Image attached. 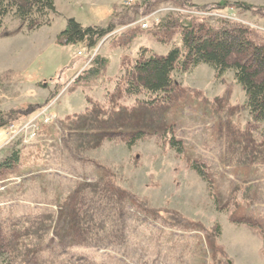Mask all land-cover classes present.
Here are the masks:
<instances>
[{"label":"rangeland","instance_id":"obj_1","mask_svg":"<svg viewBox=\"0 0 264 264\" xmlns=\"http://www.w3.org/2000/svg\"><path fill=\"white\" fill-rule=\"evenodd\" d=\"M104 1L56 0L59 15L34 33H24L12 13L3 19L0 116L22 115L20 126L52 97L53 117L14 140L8 124L0 128V160L21 151L18 165L0 176V264H264V121L249 118L231 72L217 79L206 65L175 72L157 95L122 93L144 47L161 55L181 43L179 28L149 22V33L141 19L178 6L132 0L113 15ZM226 1L198 13L214 26L223 18L254 25L261 35L251 37L264 42V0ZM71 17L115 25L99 51L109 60L104 76L89 85L71 80L79 51L49 41ZM135 136L141 139L129 147ZM72 202L83 237L69 244L56 231L72 227Z\"/></svg>","mask_w":264,"mask_h":264},{"label":"trees","instance_id":"obj_2","mask_svg":"<svg viewBox=\"0 0 264 264\" xmlns=\"http://www.w3.org/2000/svg\"><path fill=\"white\" fill-rule=\"evenodd\" d=\"M174 4L178 6L177 8L204 13V11H212V9L225 8L229 2L221 0L212 5H198L191 0H174ZM235 5L243 6L239 2H235ZM117 8V5L112 7L113 15ZM10 13L21 22L24 33L33 32L42 27H50L54 18L59 15L55 0H0V28L3 19ZM205 18L182 12H171L162 17L155 27L163 30L179 28L181 43L170 46L167 52L161 55L144 47L140 52V58L136 59L132 68L128 70L125 84L120 91L131 96H137L142 92L157 95L173 84L175 72L185 75L194 72L201 65H206L214 71L217 79H221L225 73L231 72L233 81L240 85L245 93L242 104L249 118L256 123L263 122L264 42L251 37V34H260L261 32L258 33L259 30L252 26L232 22L229 18L218 20L219 24L215 26ZM147 30L149 33L153 32L152 28ZM114 31L115 25L110 21L104 26L101 24L84 26L75 18H67L65 28L56 35L55 44L59 47L76 48L79 51V53L76 52L77 55L72 60L75 62L78 59L81 60V65L71 78V80L74 78L73 82H83L85 85H89L97 78L104 76L109 60L99 51L103 40ZM81 55L84 57H80ZM9 74L10 72H4L1 76ZM52 101L51 97L45 104ZM20 118L24 117L22 115L17 118L13 117L11 121L0 116V128L7 124L19 127L14 124ZM46 124L49 123H43L40 120L37 125ZM140 139V136L130 138L127 140V145L131 147ZM20 142L17 141L12 145L16 146ZM177 144L180 142L171 140V145L180 153L181 148ZM20 160V149L13 148L0 160V176L4 170L18 165ZM191 168L208 183L206 171L201 164L192 162ZM68 209L72 227L69 231L60 232L57 230L56 232L63 241H67L69 244L81 242L83 232L80 230V226L75 224L77 221L76 202H72ZM0 246H4L3 243Z\"/></svg>","mask_w":264,"mask_h":264},{"label":"built area","instance_id":"obj_3","mask_svg":"<svg viewBox=\"0 0 264 264\" xmlns=\"http://www.w3.org/2000/svg\"><path fill=\"white\" fill-rule=\"evenodd\" d=\"M132 3V0H127L124 2V4L126 5H130ZM162 11H169V12H174V13H188V14H196V15H201L200 13H195L193 11L190 10H186V9H181V8H166V9H156L155 11H152L150 13H148L145 18L143 17L140 21L141 23V27L144 29L148 28L149 26V22H151L150 20H152V22H158V16ZM204 14V13H203ZM253 26V25H251ZM51 109V105H47L46 107H44L43 109H41V111L39 113H37L35 116H33L27 123H25L24 125H22L21 127L17 128L13 125L9 126V131H10V140H13L14 138H16V136L20 135L22 131L28 130L30 128L35 129L37 124L40 122V120H42L43 123H49L52 119L51 117H53L50 113L49 110Z\"/></svg>","mask_w":264,"mask_h":264},{"label":"crops","instance_id":"obj_4","mask_svg":"<svg viewBox=\"0 0 264 264\" xmlns=\"http://www.w3.org/2000/svg\"><path fill=\"white\" fill-rule=\"evenodd\" d=\"M122 1H124V0H106V1H104L106 4V6L107 7H109L110 9H109V13L111 14V12H112V7L114 6V5H117L118 6V4H119V6H121L120 4H121V2ZM55 2H56V0H55ZM56 7H57V5H56ZM111 15H109V17H110ZM42 28H45V27H42ZM42 28H40V29H38V30H41ZM35 31H33V33H34ZM57 35V34H56ZM56 37V36H55ZM53 40H55V38H53V37H51V39L49 40L50 42H52ZM200 67V66H199ZM198 67V68H199ZM213 75H214V72H213ZM214 77H215V75H214Z\"/></svg>","mask_w":264,"mask_h":264}]
</instances>
